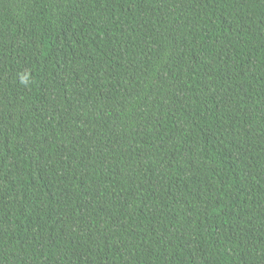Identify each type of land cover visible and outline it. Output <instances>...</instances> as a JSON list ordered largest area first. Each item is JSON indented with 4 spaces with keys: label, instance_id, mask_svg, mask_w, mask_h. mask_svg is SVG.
<instances>
[{
    "label": "trees",
    "instance_id": "trees-1",
    "mask_svg": "<svg viewBox=\"0 0 264 264\" xmlns=\"http://www.w3.org/2000/svg\"><path fill=\"white\" fill-rule=\"evenodd\" d=\"M0 264H264V0H0Z\"/></svg>",
    "mask_w": 264,
    "mask_h": 264
}]
</instances>
